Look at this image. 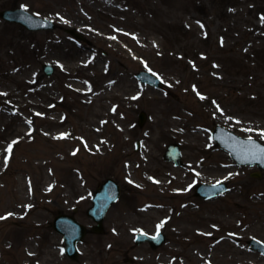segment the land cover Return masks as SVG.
<instances>
[{
  "label": "rangeland",
  "instance_id": "374dc122",
  "mask_svg": "<svg viewBox=\"0 0 264 264\" xmlns=\"http://www.w3.org/2000/svg\"><path fill=\"white\" fill-rule=\"evenodd\" d=\"M14 7L58 27L0 19V264H264L247 244L264 242V170L252 176L210 135L221 124L264 143V0H0ZM142 69L163 87L141 84ZM171 142L183 166L164 160ZM107 177L121 194L96 234L87 208ZM218 181L221 195L194 194ZM60 212L88 229L76 260L51 225ZM158 225L164 244L134 243Z\"/></svg>",
  "mask_w": 264,
  "mask_h": 264
},
{
  "label": "water",
  "instance_id": "95a60500",
  "mask_svg": "<svg viewBox=\"0 0 264 264\" xmlns=\"http://www.w3.org/2000/svg\"><path fill=\"white\" fill-rule=\"evenodd\" d=\"M0 17L7 21L19 23L31 31L54 29L56 26L50 19L38 17L22 8L2 10L0 11ZM66 31L77 38H82L81 34L73 29H66ZM42 69L47 75H51L54 71V67L50 63H44L42 65ZM135 77L142 83H149L156 88L161 86L160 79L148 71H139L136 73ZM145 117L146 115L144 112L139 114L140 125L144 123ZM212 137L222 149L230 153L231 157L238 164H257L260 169H264V152L261 151L264 149V144H261L257 139L240 137L219 124L215 125L213 128ZM138 145V142H136V148H138ZM163 157L165 160L173 161L175 165H182L181 151L179 145L176 143L168 144ZM253 176L259 178L260 174L256 173L253 174ZM226 190V184L222 182L214 184L200 183L196 187L195 194L203 197L204 199H211ZM119 194V184L112 178L105 179L96 189L92 197V206H90L87 210L88 216L96 222V224L92 227L94 232L102 233L104 231L103 219L106 211L110 204L117 200ZM52 225L57 232L63 235L65 252L67 255L71 259H76L78 256L77 242L82 241L85 236V226L78 222L73 215L64 213L55 215ZM145 241H148L152 248H157L165 242V235L162 232H158L155 236L148 235L146 233L136 234V244ZM248 244L251 245V249L257 250L264 255L263 242L252 238L248 240Z\"/></svg>",
  "mask_w": 264,
  "mask_h": 264
},
{
  "label": "bare ground",
  "instance_id": "6f19581e",
  "mask_svg": "<svg viewBox=\"0 0 264 264\" xmlns=\"http://www.w3.org/2000/svg\"><path fill=\"white\" fill-rule=\"evenodd\" d=\"M153 182H154L155 185H156V189H155V192L151 194V196H152V197H157V195H159V193H160V190L163 188L164 183H163L162 180H158V179L153 180ZM145 188H146V187H145ZM177 192H178V193H183L181 190H178ZM148 207H150V209H154V208H156V207H158V206H157L156 204H154V203H149ZM140 209H141V208H140ZM128 210H129V209H128ZM141 210H145V208H143V209H141ZM141 210H140V211H141ZM130 211H132V209H130ZM216 238H217V239H216V240H217L216 243H218V244L223 243V242L225 241V239H226V237L223 236V235H218ZM212 245H214V243L211 242V241L208 240V239H205V240H203V241H202V240H201V241H198V243H194V245H193V251H192V254H195L196 251L199 250L200 247H202V248H205V247H212ZM195 255H196V256H199V251H197V254H195ZM31 256H33V254H31ZM198 260H199V258H198Z\"/></svg>",
  "mask_w": 264,
  "mask_h": 264
},
{
  "label": "snow or ice",
  "instance_id": "6c2138e0",
  "mask_svg": "<svg viewBox=\"0 0 264 264\" xmlns=\"http://www.w3.org/2000/svg\"><path fill=\"white\" fill-rule=\"evenodd\" d=\"M201 98H203V97H201ZM13 143H15V141H14ZM11 150H12V144H9L7 151H8L9 153H11ZM261 151L264 152V149H262ZM217 183H219V182H217ZM9 215H11V214H9ZM3 218H4V217H0V219H3ZM161 226H162V225H158V226H157V231H158V232H159V228H160Z\"/></svg>",
  "mask_w": 264,
  "mask_h": 264
}]
</instances>
